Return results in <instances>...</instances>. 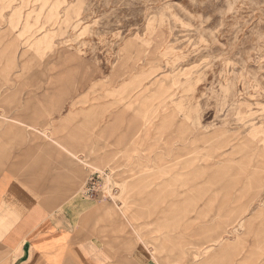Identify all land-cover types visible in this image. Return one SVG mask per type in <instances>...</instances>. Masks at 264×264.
<instances>
[{
    "label": "rangeland",
    "instance_id": "obj_1",
    "mask_svg": "<svg viewBox=\"0 0 264 264\" xmlns=\"http://www.w3.org/2000/svg\"><path fill=\"white\" fill-rule=\"evenodd\" d=\"M0 134L71 156L67 197L102 174L108 264H264V0H0Z\"/></svg>",
    "mask_w": 264,
    "mask_h": 264
},
{
    "label": "crops",
    "instance_id": "obj_2",
    "mask_svg": "<svg viewBox=\"0 0 264 264\" xmlns=\"http://www.w3.org/2000/svg\"><path fill=\"white\" fill-rule=\"evenodd\" d=\"M111 104L114 131L129 107L120 98ZM132 126L127 121L124 134L113 139L112 157L131 144ZM121 138L125 141L119 147ZM39 144L0 134V264H108L110 255L97 238L78 231L94 204L81 195H66L81 185V167L71 156ZM60 146L74 154V148Z\"/></svg>",
    "mask_w": 264,
    "mask_h": 264
},
{
    "label": "built area",
    "instance_id": "obj_3",
    "mask_svg": "<svg viewBox=\"0 0 264 264\" xmlns=\"http://www.w3.org/2000/svg\"><path fill=\"white\" fill-rule=\"evenodd\" d=\"M101 173L94 172L86 183L85 190L81 193V196L85 199H95L97 191L101 187ZM107 177V174H104Z\"/></svg>",
    "mask_w": 264,
    "mask_h": 264
},
{
    "label": "bare ground",
    "instance_id": "obj_4",
    "mask_svg": "<svg viewBox=\"0 0 264 264\" xmlns=\"http://www.w3.org/2000/svg\"><path fill=\"white\" fill-rule=\"evenodd\" d=\"M101 172H103L102 170H100ZM107 178H108V176H107Z\"/></svg>",
    "mask_w": 264,
    "mask_h": 264
}]
</instances>
